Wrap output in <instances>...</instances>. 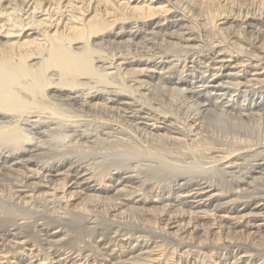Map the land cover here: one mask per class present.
Masks as SVG:
<instances>
[{"label": "bare ground", "instance_id": "1", "mask_svg": "<svg viewBox=\"0 0 264 264\" xmlns=\"http://www.w3.org/2000/svg\"><path fill=\"white\" fill-rule=\"evenodd\" d=\"M7 3L0 264H264V0Z\"/></svg>", "mask_w": 264, "mask_h": 264}, {"label": "rangeland", "instance_id": "2", "mask_svg": "<svg viewBox=\"0 0 264 264\" xmlns=\"http://www.w3.org/2000/svg\"><path fill=\"white\" fill-rule=\"evenodd\" d=\"M194 1H196V4H198V3H201V2H203V1H205V0H194ZM20 2H21V0H20ZM26 2L27 1H25V4H26ZM31 2H33V1H31ZM30 2V4H29V6H25V4H23V7H21L22 9H23V11L22 12H20L19 10V12H18V15L20 16V18H22L23 20H25V22H27V21H29V14H30V12H31V10H29V8H30V6H31V3ZM1 4L3 5H0L1 7L0 8H2V10H3V14H0V25H2L3 23H6L7 24V26H8V24H10L9 22H7L6 21V15H8V14H11V13H14V11L12 10L13 9V5H8V3H7V0H2V2H1ZM49 6V5H48ZM5 7V8H4ZM10 7H12V8H10ZM53 9V8H52ZM51 9V10H52ZM64 10L63 11H65L66 10V8H63ZM5 12L7 13V14H5ZM8 12H11V13H8ZM17 13V11L15 12V14ZM45 14H47V12L46 11H44V12H42L41 10H39V11H36L35 12V17H34V19H42V18H45L46 17V15ZM12 15H14V14H12ZM17 14L15 15V16H18ZM6 26V27H7ZM2 30H4V28L2 29ZM3 35H5L4 33H2V32H0V40H2V41H4V40H6V38H4V37H2Z\"/></svg>", "mask_w": 264, "mask_h": 264}]
</instances>
